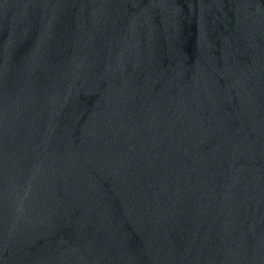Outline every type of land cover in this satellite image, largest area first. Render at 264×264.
Returning a JSON list of instances; mask_svg holds the SVG:
<instances>
[{"label": "water", "instance_id": "1", "mask_svg": "<svg viewBox=\"0 0 264 264\" xmlns=\"http://www.w3.org/2000/svg\"><path fill=\"white\" fill-rule=\"evenodd\" d=\"M0 264H264V0H0Z\"/></svg>", "mask_w": 264, "mask_h": 264}]
</instances>
